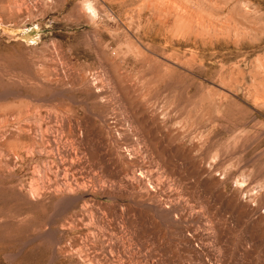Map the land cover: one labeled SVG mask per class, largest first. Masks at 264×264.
<instances>
[{
    "label": "rangeland",
    "instance_id": "rangeland-1",
    "mask_svg": "<svg viewBox=\"0 0 264 264\" xmlns=\"http://www.w3.org/2000/svg\"><path fill=\"white\" fill-rule=\"evenodd\" d=\"M0 264H264V0H0Z\"/></svg>",
    "mask_w": 264,
    "mask_h": 264
},
{
    "label": "bare ground",
    "instance_id": "bare-ground-1",
    "mask_svg": "<svg viewBox=\"0 0 264 264\" xmlns=\"http://www.w3.org/2000/svg\"><path fill=\"white\" fill-rule=\"evenodd\" d=\"M92 12V11H91Z\"/></svg>",
    "mask_w": 264,
    "mask_h": 264
}]
</instances>
